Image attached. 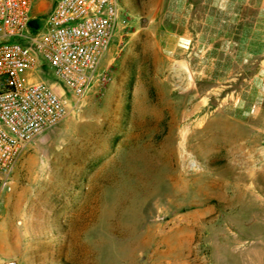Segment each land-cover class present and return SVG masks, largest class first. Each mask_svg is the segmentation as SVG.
<instances>
[{
  "label": "rangeland",
  "instance_id": "374dc122",
  "mask_svg": "<svg viewBox=\"0 0 264 264\" xmlns=\"http://www.w3.org/2000/svg\"><path fill=\"white\" fill-rule=\"evenodd\" d=\"M8 259L264 264V0H118L77 107L0 181Z\"/></svg>",
  "mask_w": 264,
  "mask_h": 264
},
{
  "label": "built area",
  "instance_id": "2783aa9c",
  "mask_svg": "<svg viewBox=\"0 0 264 264\" xmlns=\"http://www.w3.org/2000/svg\"><path fill=\"white\" fill-rule=\"evenodd\" d=\"M35 2L40 17L30 14ZM117 17L118 0H0L3 187L28 145L77 107L110 45Z\"/></svg>",
  "mask_w": 264,
  "mask_h": 264
},
{
  "label": "crops",
  "instance_id": "0c3cea01",
  "mask_svg": "<svg viewBox=\"0 0 264 264\" xmlns=\"http://www.w3.org/2000/svg\"><path fill=\"white\" fill-rule=\"evenodd\" d=\"M32 160V156H28V155H26L25 157H24V161L25 162H29V161H31ZM30 191V190H29Z\"/></svg>",
  "mask_w": 264,
  "mask_h": 264
}]
</instances>
